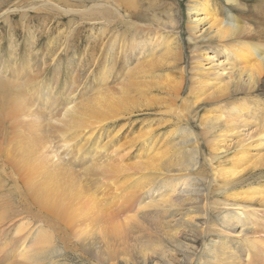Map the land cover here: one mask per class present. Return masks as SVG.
<instances>
[{
	"label": "bare ground",
	"instance_id": "obj_1",
	"mask_svg": "<svg viewBox=\"0 0 264 264\" xmlns=\"http://www.w3.org/2000/svg\"><path fill=\"white\" fill-rule=\"evenodd\" d=\"M238 1V8L233 5L224 13L218 11L214 0L190 2L186 28L188 40L194 41V47L188 67L184 65L174 18L164 24L158 21L142 29L138 27L134 32L136 36L129 38L132 60L120 67L114 59L119 37L112 33L108 50L109 54L112 50L115 52L111 54L112 69H121L114 76V79L118 76L114 80L116 84L109 85L108 82L111 68L106 53L103 90L84 103L65 105L60 111L56 110L52 100L54 85L39 76L46 65L44 58L41 65L34 66L35 70L30 66L31 59L26 67L18 69L21 56L17 52L9 54L8 63L12 67H7L0 58V238L15 228L9 242L16 246L23 244L31 231L35 234L34 244L16 259L13 256L11 260L6 259L8 264H38L46 254L56 253L59 247L52 246L54 239L45 216L55 218L58 215L70 217L75 222L82 218L84 222L88 220L89 225L88 222L82 225L81 220L80 229L94 234L96 241L88 235L87 247L107 255V264H116L112 254L129 250L135 229L140 234L141 229H145L142 233L147 235L145 247L154 251L152 241L155 236L151 235H163L170 243H175L180 227H188L201 236L216 235L217 241L204 248L206 257L198 259L205 264H264V98L260 96L264 94V27L256 23L264 25V0ZM226 2L236 4L237 1ZM100 5L101 18L109 25H118L120 20L127 27H135V19L141 18L135 0H102ZM111 13L115 14L114 18ZM248 21L257 25L256 28H251ZM169 30L177 32V36L168 38L166 32ZM155 94L162 97L157 98ZM184 96L191 98L189 109L207 107L204 118L198 123L202 127L200 134L194 132V126L193 129L190 127L189 117L194 116H186V111L183 113L182 108L175 105V102L185 100ZM138 102L146 107L149 115L158 112L160 117L154 121L147 119L133 141L156 144L163 140L166 145L164 149L157 148L138 165L139 169L152 176V170L157 169L155 171L160 173L163 169L162 181L171 191L164 194L165 189L151 188L148 200L130 213L136 194L152 179L148 174L138 186V192L131 191L119 198L121 205L117 208L127 213L121 216L109 206H102L87 185L94 182L93 174H100L99 178L103 180L102 177L110 172L124 170L123 165L92 159L84 170L74 171L70 168L74 157H69L74 147L68 139L69 136L84 135L82 127L89 120L100 122L104 117H112L111 120L125 117L120 121L119 132L127 124L124 121L129 122L136 112L134 108ZM108 140H104L103 145ZM201 144L208 147L202 158L213 171L211 183L221 181L217 189L225 195L213 207L214 213H220L218 223L211 221L210 207L189 206V210L179 216L173 206L176 202L191 201L192 196L188 194L199 190L200 182L186 177L192 175L190 170L196 169L193 167L197 164ZM82 145H79V151ZM110 152H107L108 157ZM183 152H188L192 161ZM214 161H219L218 169L213 166ZM83 176H91V179L85 181ZM179 180L183 185L180 192L185 194L175 197V184ZM243 184L249 186L238 189ZM6 192L22 193L18 198L22 206H11L12 202L4 195ZM197 207L206 216L205 226L192 222V213ZM101 209H106L107 214L104 215ZM135 216L130 227L127 226L128 220ZM83 236L85 242L87 235ZM137 240L140 238L133 243ZM97 251L94 254H98Z\"/></svg>",
	"mask_w": 264,
	"mask_h": 264
},
{
	"label": "rangeland",
	"instance_id": "obj_2",
	"mask_svg": "<svg viewBox=\"0 0 264 264\" xmlns=\"http://www.w3.org/2000/svg\"><path fill=\"white\" fill-rule=\"evenodd\" d=\"M101 1L102 0H0V58L6 63L7 67H12V64L8 63L9 54L12 51L17 52L18 55L21 56L20 61L17 63V68L22 69L26 67L29 59H31L30 66L33 70H35L34 66L42 64V58H44L47 68L44 66V71L39 74V76L41 75L44 82L48 83V81H50L49 85H54L55 88L52 94V100L55 102L57 111L62 110L65 105L71 107L84 103L86 100L95 96L99 91L103 90V85H101L103 84L102 70L104 68L103 65L106 53H108L110 57L108 58L107 55L108 66L111 68V76L108 82L109 85L116 84L114 80H117L118 76H116V79H114V76L115 74L118 75L121 69H112L111 54H115V52L112 50L109 54L108 51L111 44L109 39L112 33L114 35L118 34L119 37L116 42V55L114 59L120 67L124 63H128L132 60L133 52H130L132 47L130 46L129 48L128 45H132L129 38L136 36L134 34L135 31L139 28H144L147 24L158 21L164 24V22L168 21L170 18H174L176 26L178 27V34L170 30L171 33L167 31L166 34L168 38H173L177 35L180 36L179 41L184 53V65L188 67L190 55L194 47V41L188 40L189 36L186 28V23L188 22V5L192 0H135V6L141 15L140 19H135V27H127L126 24L123 23L124 21L120 23V20L117 22L118 25L115 26L109 25L103 21L101 18ZM214 1L218 11L223 13L226 12V10L230 11L233 5H236L233 7L238 8V4L240 3L238 0H236V4H230L226 2V0ZM149 5H152L155 9L153 7H148ZM111 16H113L111 18H114L115 14L111 13ZM248 23L251 28L255 29L257 26L251 21H248ZM256 23L264 27L262 23ZM121 24H123V26ZM114 31H116V33ZM204 40H206V38ZM25 72L28 74L27 71ZM263 95L262 93L260 96L264 98ZM154 96L157 98L162 97V95L159 94H155ZM184 97L186 98L185 100H182V102L177 101L175 105L182 108L183 113L186 111L184 113L186 116H194V118L189 117L191 120L190 127L192 128V126H194V129L192 128L194 132L200 134L202 127L198 126V123L200 119L202 120L204 118L203 116L206 114L207 107L203 108L201 106L195 110L189 109L191 98ZM138 104L137 108H134L136 112L130 117L129 122H127L128 120L124 121V123L127 124H124L123 129H121L122 131L120 130L117 132L119 127L122 126L120 122L121 119L123 120L125 117L119 120L113 117L111 120L112 117H109L110 119L104 117L103 119L97 115L99 119L102 118L100 122L89 120V122L85 123L82 127L84 135L82 133V136L78 138L69 136L68 139L69 144H72L74 147L72 148V155L69 156L74 157L70 165V168L74 171L84 170L85 165L91 162L92 159L104 162H117L123 165V168H125L124 170L120 172H110L109 175L102 177L104 181L99 178L100 174H93L95 183L88 182L87 185L91 193L98 198L102 206H109L111 211L119 212L121 216L127 213H122L119 211V208H117V206L121 205V201L120 205L118 203V200H120L119 198L131 191L138 192V186L143 179L152 176L150 172L148 173L147 171L139 169L138 165L145 162V159L149 158L157 148L164 149L166 146L163 140L156 142V144H145L142 141H133L135 135L139 134L141 129L145 127L147 119H153L154 121V119L160 117L158 112L156 114L151 112L152 114L149 115L148 111H146V107L141 105L142 101L139 106ZM187 113H189V115ZM90 115L92 116V114ZM173 127L175 128L176 125L172 126L170 130H173ZM115 132L116 134L114 135ZM107 138H109V140L103 145V141ZM56 140L59 141L60 138L57 137ZM77 141L79 145L83 144L80 151L78 150L79 145H77ZM109 146L110 148H108ZM207 148L205 144L200 145L201 151H199L197 164L193 167L196 169L195 171L193 169L190 170L192 175L186 177L187 180H193V178L197 179L198 182H200L199 190L188 194L192 196V198H190L191 201L176 202L173 206L177 208L176 210L179 216L186 210H189V206L210 207L212 213L211 221L218 223V214L220 213H214L213 207L217 204V201L218 203L222 201L225 195L217 189L221 181L218 180L211 183L213 171L202 158V155L208 151ZM108 149L111 151L108 153L110 157L107 156ZM114 149H116V152H112ZM183 155H185L186 158H191L188 152H183ZM190 161H192V159H190ZM223 163L226 164L227 162L223 161ZM129 165H131V167ZM213 166L218 169L220 167L219 161H214ZM155 170L157 169L152 171L156 178L152 176L149 185L136 194V199L133 200L130 206L131 209H129L130 213H133L136 207L138 208L148 200L149 190L151 188L158 187L162 190L165 189L163 192L164 194L170 193L171 190L168 188L166 189L165 183L162 181V176H164V174L161 175V173L165 171L162 169L159 173ZM83 177L85 181L91 179V176ZM250 181H253V178ZM256 184L257 183H253V185ZM242 186L243 188H247L249 185L243 184L238 187V189ZM181 188H183V185L181 180H179L175 184V197L185 194L180 192ZM157 192L158 191L155 193ZM20 194L22 193L6 192L4 195H7V198L10 199L9 202H12L10 203L11 206H22L20 200H18ZM189 202L192 204H189ZM101 212L104 215L107 214L106 209H101ZM192 215V222H194V224L200 225L201 227L205 226L206 216L200 208H195ZM136 216L133 219H129L131 221L128 220V224L126 223V225L130 227L129 224L136 219ZM164 216L163 220L165 219ZM45 218L49 220L47 224L50 227L52 239H54L51 240L57 244L54 246V243L51 242L52 246L56 249L59 247V250L53 253V255L46 252L48 254L45 255V259H42L41 262H37L38 264H107L105 261L107 255L105 257V254L101 250H96L98 254H94L96 253L95 249L87 247L86 243L89 241L87 239L89 234L84 233L83 230L80 229L83 218L80 222H75L71 220L70 217L67 219L62 215H58L55 218L49 216L50 219L45 216ZM85 221H87L89 225L90 222L86 219ZM87 222L83 221L82 225H86ZM77 226H79V229H77ZM14 230L11 229L9 232L7 231V234L0 238V245H2V248L0 247V264H8V262L5 261L6 259L11 260V256L16 259V257L21 256L34 244L33 240L35 234L31 231V234L27 236L23 244L16 245L18 247L16 250V246H13L15 243L11 244L9 242V237L14 234ZM144 230L145 229H141V234L146 232H144ZM135 231L138 232L139 230L135 229ZM82 232L87 235L85 236V242H83L84 234ZM136 232L134 234L139 236L136 237L134 235L135 239L139 237L140 241L137 240L135 244L133 243L135 242L134 236L131 237V240L129 239L131 241V247L128 248L129 250H119L115 253L116 255L112 254L116 259L115 261L113 260V262H116V264H205L202 260L198 259L200 257L202 259L206 257L204 250L206 244H212L213 241L216 242L218 239L214 234L201 236L188 227H180L178 233L175 235V239L178 242L175 243H170L163 235L159 237L160 235L158 236L154 232V234L151 233L153 234L151 236H155L152 241V243L154 242L152 245L154 251H151L145 247L147 246L145 243L147 235L143 236L142 234L141 236L140 233ZM89 237L96 241L94 234L89 235ZM150 239L152 238L150 237ZM5 241H8L7 244H5ZM3 243L6 246L3 247ZM52 246L50 244V247ZM139 247H145V249L140 250ZM185 249H188V251ZM100 254L102 256H99ZM50 255H52V257ZM189 255H191L190 257L192 258L191 262L188 260L190 259L188 257ZM123 260L126 261L124 262Z\"/></svg>",
	"mask_w": 264,
	"mask_h": 264
}]
</instances>
